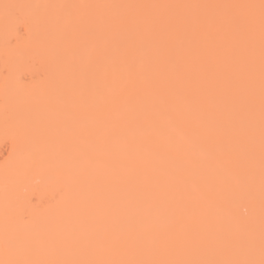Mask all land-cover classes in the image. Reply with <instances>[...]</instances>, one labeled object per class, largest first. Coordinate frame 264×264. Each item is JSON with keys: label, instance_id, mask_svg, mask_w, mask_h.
Wrapping results in <instances>:
<instances>
[{"label": "bare ground", "instance_id": "1", "mask_svg": "<svg viewBox=\"0 0 264 264\" xmlns=\"http://www.w3.org/2000/svg\"><path fill=\"white\" fill-rule=\"evenodd\" d=\"M260 5L0 0V264H259Z\"/></svg>", "mask_w": 264, "mask_h": 264}, {"label": "snow or ice", "instance_id": "2", "mask_svg": "<svg viewBox=\"0 0 264 264\" xmlns=\"http://www.w3.org/2000/svg\"><path fill=\"white\" fill-rule=\"evenodd\" d=\"M5 7H8V5H5ZM261 36H262V41H264V0H261ZM262 73H264V55H262ZM262 80H264V76H262ZM262 87H264V84H262ZM262 256H264V244H262ZM243 264H256L255 261H245ZM259 264H264V258H262L259 261Z\"/></svg>", "mask_w": 264, "mask_h": 264}]
</instances>
